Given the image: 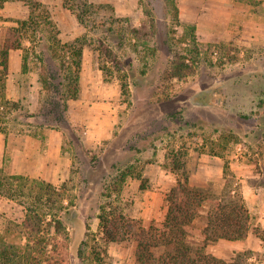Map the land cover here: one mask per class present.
Masks as SVG:
<instances>
[{"label":"rangeland","instance_id":"obj_1","mask_svg":"<svg viewBox=\"0 0 264 264\" xmlns=\"http://www.w3.org/2000/svg\"><path fill=\"white\" fill-rule=\"evenodd\" d=\"M89 1L98 8L92 16L94 24L87 26L63 0L4 3L0 14L7 22L1 25L0 47L6 31L17 26L16 19L31 13V3L47 7L53 23H41L36 45L22 39L23 56L24 48L33 47L25 70L30 68L33 75L29 73L25 80H34L40 89L21 93L20 110L0 107V131L6 137L4 173L23 174L38 166V154L46 151L50 130L61 132L56 166L48 162L39 175L27 176L57 186L67 183L68 193L75 197L74 207L88 225L87 252L100 250L102 262L94 264H136L132 237L104 239L99 207L104 204L123 214L118 225L130 230L139 223L160 226L166 192L176 180L171 170L175 158L189 172L191 183L193 178L215 191L224 182L227 159L254 223L264 228V0ZM173 2L180 20L196 26L195 42L176 25ZM135 27L148 30V35L136 39ZM47 28L61 42L79 38L83 45L80 93L69 100L59 122L53 114L41 115L47 93L35 56L47 39ZM40 36L42 44H38ZM196 46L201 57L194 62L195 72L167 80L164 71L169 60L179 53L192 62ZM47 51L57 61L52 50ZM229 55L235 60H228ZM29 97L36 102L35 108L29 107ZM126 164L133 165L134 175L128 176L118 195L105 196L106 176ZM23 216L24 207L18 201L0 195V232L6 219L20 221ZM203 224L197 219L190 232L201 237ZM207 251L231 262L264 264V241L252 232L241 240L211 242ZM66 252L67 264H77L73 253Z\"/></svg>","mask_w":264,"mask_h":264},{"label":"trees","instance_id":"obj_2","mask_svg":"<svg viewBox=\"0 0 264 264\" xmlns=\"http://www.w3.org/2000/svg\"><path fill=\"white\" fill-rule=\"evenodd\" d=\"M5 1L0 0V9ZM31 5V13L26 19H16L17 26L6 31L0 47V107L8 106L11 110H20L22 106L19 100L6 97L9 50L22 48V39L36 45V34L42 31L41 23L53 25L47 7L40 2ZM63 5L69 7L78 21L86 26L92 22L98 8L89 0H63ZM99 5L112 8L110 4ZM173 10L176 25L184 29V36L193 37L191 40L195 42L196 26L180 20L175 2ZM3 19L0 14V22ZM49 28L47 39L35 56L41 63V82L47 93L41 115L47 117L53 114L55 121L59 122L68 110L69 100L77 99L80 93L83 45L79 38L73 42H61L55 34H50ZM132 32L136 39L141 40L149 31L135 27ZM40 37L38 44H42L44 39ZM183 39L185 37L180 40ZM141 42L143 45L145 40ZM30 49L24 48V71ZM49 49L57 61H52ZM200 55L199 47H194L192 62L189 63L185 61L186 56L177 53L173 60H169L168 69L164 71L165 78L183 79L193 74L196 69L194 62L200 59ZM231 56L228 60H235ZM212 153L223 157L220 153ZM228 163L225 159L222 169L224 182L215 191L208 186L192 184L189 172L175 158L171 170L176 174V180L166 192V212L160 226L139 223L136 229L130 230L125 228V224L118 225L119 220L124 218L123 214H116L114 209L109 210L102 204L98 218L104 239L117 241L132 237L136 241V264H241L207 251L211 242L245 239L250 232L264 241V228L254 223L240 184L233 178ZM115 168L116 172L105 178V196L118 195L128 176L134 175L132 164ZM135 177L140 178V173H135ZM140 187L143 189L145 185ZM68 191L65 182L57 186L51 181L21 173L5 174L0 167V195L18 201L24 207L23 218L20 221L6 219L0 232V264H67V249L73 253L77 264H94L101 260L100 250L94 248L87 252L88 225L79 216L74 207L75 197ZM197 219L204 221L201 237L190 232Z\"/></svg>","mask_w":264,"mask_h":264},{"label":"crops","instance_id":"obj_3","mask_svg":"<svg viewBox=\"0 0 264 264\" xmlns=\"http://www.w3.org/2000/svg\"><path fill=\"white\" fill-rule=\"evenodd\" d=\"M3 10L0 9V12ZM7 22L6 20L1 21L0 23V41L2 38V29L1 25L2 23ZM23 50L21 48H14L9 50L8 54V74L6 78V97L12 100H18L22 98V92L25 91H31V89H40V85L37 84L34 80L26 81L25 77L28 76V74H32L33 72L30 71V68L24 72L23 70ZM27 75V76H26ZM30 108H35L36 102L34 103V100L29 97ZM85 117V116H83ZM86 118V117H85ZM47 147L46 151L41 152L38 154V166L35 165L32 168L28 170V172H25L23 174L33 176H37L39 171H43L44 165L48 162H52L53 166H56L57 160L61 157V143H62V134L58 130H50L47 138ZM5 152H6V137L3 134V132L0 131V167H4L5 164ZM31 155V154H29ZM39 167V168H37ZM192 183L196 185H202V182H196L192 178Z\"/></svg>","mask_w":264,"mask_h":264}]
</instances>
